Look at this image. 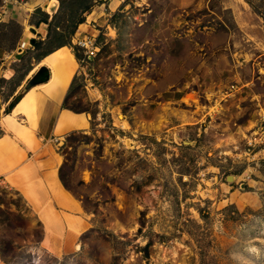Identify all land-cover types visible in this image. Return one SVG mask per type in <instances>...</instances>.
Returning a JSON list of instances; mask_svg holds the SVG:
<instances>
[{
	"label": "rangeland",
	"instance_id": "1",
	"mask_svg": "<svg viewBox=\"0 0 264 264\" xmlns=\"http://www.w3.org/2000/svg\"><path fill=\"white\" fill-rule=\"evenodd\" d=\"M62 42L86 125L47 141L62 187L0 177L1 264H264V0H0L1 114Z\"/></svg>",
	"mask_w": 264,
	"mask_h": 264
},
{
	"label": "crops",
	"instance_id": "2",
	"mask_svg": "<svg viewBox=\"0 0 264 264\" xmlns=\"http://www.w3.org/2000/svg\"><path fill=\"white\" fill-rule=\"evenodd\" d=\"M38 1L41 3L43 0ZM84 24L89 28L88 22L81 25ZM81 25L79 29L82 28ZM87 26L83 28L88 29ZM34 34H39L36 27L29 26V30L24 29L22 34L24 38L20 39L18 44L21 45L20 48H27L33 41L30 36L33 37ZM43 38H45L44 34L41 39ZM41 59L34 64L24 83L39 67L45 66L41 63ZM13 62L15 63L16 60ZM45 67L50 72L47 82L27 89L8 114H1L2 110L0 111V177L5 179L6 185L20 192L19 194L29 203L34 202L35 197L32 195L38 190L48 194L49 187H62L58 175L61 161L56 153L49 150L51 146L47 142L49 138L86 125V117L83 114L73 113L62 106L74 75L70 77L60 68L52 74L50 68ZM12 71L8 69V72ZM21 87L18 86L17 89ZM26 99L27 106L19 109V104ZM57 196L62 199L70 198L67 192L61 190L57 192Z\"/></svg>",
	"mask_w": 264,
	"mask_h": 264
},
{
	"label": "bare ground",
	"instance_id": "3",
	"mask_svg": "<svg viewBox=\"0 0 264 264\" xmlns=\"http://www.w3.org/2000/svg\"><path fill=\"white\" fill-rule=\"evenodd\" d=\"M33 3L36 4L37 2L35 1ZM45 9L47 10V8H45ZM41 63L45 66H48L50 68L52 74H54L56 72V70L60 68V69H63L65 72H67V74L70 77H72L75 74V70L77 68V62L75 61L70 49L67 48L66 46L60 47V48L56 49L55 51H53L52 53H50L49 55H47L46 57H44L42 59ZM45 66H41V67H45ZM49 78H50V73H49L48 79ZM48 79L45 82H47ZM45 82L36 83L29 88H32L35 85L42 84ZM29 88H27V89H29ZM26 102H27V99L23 100L22 103L19 104V109H21V108L24 109L27 106ZM69 222H70V220L68 221V223Z\"/></svg>",
	"mask_w": 264,
	"mask_h": 264
},
{
	"label": "built area",
	"instance_id": "4",
	"mask_svg": "<svg viewBox=\"0 0 264 264\" xmlns=\"http://www.w3.org/2000/svg\"><path fill=\"white\" fill-rule=\"evenodd\" d=\"M75 45L81 49H83L84 55L91 56L94 55V53L98 50V47L96 46V40L87 36L83 39H77L75 41ZM2 184L0 183V187Z\"/></svg>",
	"mask_w": 264,
	"mask_h": 264
},
{
	"label": "water",
	"instance_id": "5",
	"mask_svg": "<svg viewBox=\"0 0 264 264\" xmlns=\"http://www.w3.org/2000/svg\"><path fill=\"white\" fill-rule=\"evenodd\" d=\"M49 73L50 72L47 70L46 67H40L36 71V73L29 79L27 87L23 90V92L36 83L45 82L49 77Z\"/></svg>",
	"mask_w": 264,
	"mask_h": 264
},
{
	"label": "trees",
	"instance_id": "6",
	"mask_svg": "<svg viewBox=\"0 0 264 264\" xmlns=\"http://www.w3.org/2000/svg\"><path fill=\"white\" fill-rule=\"evenodd\" d=\"M84 2L85 1H83L82 2V4L80 5H78V10L80 11L79 13H81V16H80V19L77 21V23L75 24V25H81V24H83V23H85V18H84V16L82 15V13H88L89 12V10H87L88 9V6L85 4V5H83L84 4ZM43 23H46V21L44 20V21H42ZM75 29V28H74ZM73 29V30H74ZM73 30L71 31V33L73 32ZM32 44H34L35 46L36 45H38L39 43L37 42V41H32ZM63 46H66V42H62V43H60V44H58V47L56 48V49H58V48H60V47H63ZM55 49V50H56ZM54 51V50H53ZM52 51H50V52H47V53H45L44 54V56L45 55H47V54H49V53H51ZM76 58H77V56H75ZM42 60V59H41ZM73 83V82H72ZM27 91V89L23 92V94L25 93ZM21 98V97H20ZM60 181H61V183H62V185H63V182H62V180L60 179Z\"/></svg>",
	"mask_w": 264,
	"mask_h": 264
}]
</instances>
